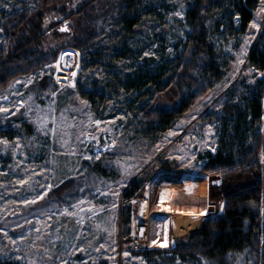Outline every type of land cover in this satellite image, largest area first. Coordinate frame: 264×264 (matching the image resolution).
Listing matches in <instances>:
<instances>
[{
    "label": "rangeland",
    "instance_id": "1",
    "mask_svg": "<svg viewBox=\"0 0 264 264\" xmlns=\"http://www.w3.org/2000/svg\"><path fill=\"white\" fill-rule=\"evenodd\" d=\"M81 1L72 0L68 6ZM148 1L164 23L154 32L162 36L160 29L169 26L167 35L174 42L181 34L178 24L187 7L185 0ZM30 5L31 0H0V17ZM212 22L208 19L207 26ZM262 28L264 0L246 33L213 39L225 66L223 79L159 137L135 133L130 113L113 98L93 109L73 91L81 55L78 53L79 59L72 48L61 50L59 54H65L57 59L58 54L57 60L40 71L0 89V260L16 264H150L145 256L130 251L128 240L139 222L147 228L144 249L169 248L173 219L190 214L183 205L195 203V189L188 179L196 174L204 180L199 175L202 156L216 150L214 116L224 95L237 84L243 93L259 77L264 78L247 61ZM44 72L51 74L57 88L38 90L34 81ZM103 73L102 67L84 71L82 85L90 88L91 79L101 80ZM96 164L107 174L90 170ZM145 173L148 181L143 196H134L129 203L125 189ZM69 177H76L77 184L63 203L46 196ZM207 189L206 214L211 205L220 211V205L210 203L209 176ZM143 200L146 212L141 216ZM129 204L126 232L123 212ZM201 264L206 261L201 259ZM233 264H253V254L248 250L239 253Z\"/></svg>",
    "mask_w": 264,
    "mask_h": 264
},
{
    "label": "trees",
    "instance_id": "2",
    "mask_svg": "<svg viewBox=\"0 0 264 264\" xmlns=\"http://www.w3.org/2000/svg\"><path fill=\"white\" fill-rule=\"evenodd\" d=\"M260 1L185 0L178 24L181 34L171 42V27L160 29L162 36L154 32L164 23L148 0H82L70 8L72 0H31L30 6L0 17V89L40 71L61 50L72 48L81 55L73 91L93 109L113 98L130 113L135 133L159 137L223 79L225 66L213 39L246 33ZM247 61L264 73V28ZM96 67H102V79L92 78L90 88L83 86V72ZM34 82L38 90L57 88L45 72ZM214 120L216 150L203 154L199 175L207 180L209 176L210 203L220 205V211L206 214L207 202L196 206L192 214L173 219L169 248L131 251L150 264H201V259L206 264H233V257L246 250L253 254V264H264V78L243 93L239 84L233 86ZM90 170L107 174L99 164ZM147 177L143 174L125 189L129 203L143 196ZM76 181L69 177L46 196L61 204ZM130 213L129 204L123 212L126 232Z\"/></svg>",
    "mask_w": 264,
    "mask_h": 264
},
{
    "label": "bare ground",
    "instance_id": "3",
    "mask_svg": "<svg viewBox=\"0 0 264 264\" xmlns=\"http://www.w3.org/2000/svg\"><path fill=\"white\" fill-rule=\"evenodd\" d=\"M189 186H191L193 189H195V193L193 194V199H194V205H190V206H187V205H183V207L185 209H188L190 214H192L195 209H196V206H202V205H205L206 202H207V199H208V180H207V177L204 178V180L202 179H199V177L195 174H192L190 177H189ZM187 185V184H186ZM188 189V187H187ZM146 202L145 200H143V203L141 205V209H140V212H141V216L145 214L146 212ZM186 211V210H185Z\"/></svg>",
    "mask_w": 264,
    "mask_h": 264
},
{
    "label": "built area",
    "instance_id": "4",
    "mask_svg": "<svg viewBox=\"0 0 264 264\" xmlns=\"http://www.w3.org/2000/svg\"><path fill=\"white\" fill-rule=\"evenodd\" d=\"M73 53H75L77 56L79 52L77 51H72ZM73 58V56H72ZM80 59V56H79ZM74 67V62L72 64V68ZM56 72V71H55ZM56 78V76H55ZM54 78V79H55ZM56 82V80H55ZM142 221V219H141ZM143 222V221H142ZM147 228H146V224L139 222L136 225V228L133 230V233L130 235L129 237V245H130V251H140L143 250L147 245V238H146V232Z\"/></svg>",
    "mask_w": 264,
    "mask_h": 264
},
{
    "label": "water",
    "instance_id": "5",
    "mask_svg": "<svg viewBox=\"0 0 264 264\" xmlns=\"http://www.w3.org/2000/svg\"><path fill=\"white\" fill-rule=\"evenodd\" d=\"M213 210H214V206L213 205L207 207V211H213Z\"/></svg>",
    "mask_w": 264,
    "mask_h": 264
},
{
    "label": "snow or ice",
    "instance_id": "6",
    "mask_svg": "<svg viewBox=\"0 0 264 264\" xmlns=\"http://www.w3.org/2000/svg\"><path fill=\"white\" fill-rule=\"evenodd\" d=\"M221 208H223V205H221ZM202 214H205V213H202Z\"/></svg>",
    "mask_w": 264,
    "mask_h": 264
}]
</instances>
